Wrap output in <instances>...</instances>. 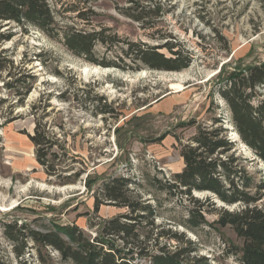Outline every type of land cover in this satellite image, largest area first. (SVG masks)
Here are the masks:
<instances>
[{"label":"rangeland","instance_id":"obj_1","mask_svg":"<svg viewBox=\"0 0 264 264\" xmlns=\"http://www.w3.org/2000/svg\"><path fill=\"white\" fill-rule=\"evenodd\" d=\"M152 1L160 5L152 29L119 11L129 0H89L83 5L93 9L87 20L67 10L72 0L50 4L63 26L87 29L92 23L110 27L120 40L177 42L192 54L180 71L103 66L32 24L3 27L12 33L0 42L7 57L0 72V256L7 264H74L31 240L17 255L23 241L14 246L5 223L16 220L43 232L54 225H77L92 237L104 220L129 212L103 196V184L119 176L131 181L130 199L154 207L153 224L145 219L140 230V239H148L140 245L149 253L163 247L179 253L178 264H241L242 238L231 225L215 222L222 207L212 204L217 198L193 191L196 201L159 185L182 169L180 143L189 142L202 125L223 126L234 143L229 153L239 156L255 183L264 181V161L236 133L216 84L220 69L229 72L264 59V0ZM120 47L121 42L110 49L96 44L93 55L120 63ZM37 122L54 143L59 175L46 173L36 160L28 135ZM96 199L102 201L97 208ZM257 204L264 206V197ZM199 208L205 222L193 224L200 219ZM136 262L150 264L147 256Z\"/></svg>","mask_w":264,"mask_h":264},{"label":"trees","instance_id":"obj_2","mask_svg":"<svg viewBox=\"0 0 264 264\" xmlns=\"http://www.w3.org/2000/svg\"><path fill=\"white\" fill-rule=\"evenodd\" d=\"M88 1L72 0L73 3L67 10L76 12L78 18L87 20V13H93L91 5L83 6ZM129 2L130 5L118 8L123 15L142 28L155 27L159 4L152 0ZM56 13L58 9L52 7L50 0H0V42L12 36L11 32L3 29L6 24L28 23L40 29L47 37L60 39L69 51L103 66L180 71L192 61V54L177 42L165 40L160 44L150 45L144 41L120 40L114 30L103 25L95 28L89 23L87 29L60 25ZM119 42L123 44L120 51L124 55L120 63L104 57H94L96 44L110 49ZM161 48L166 49L169 54L161 51ZM123 58H126V62H123ZM6 61V55L0 51V72L6 69ZM216 78L217 92L227 104L236 133L264 161V59L229 72L222 68L217 72ZM6 86L12 88L14 85L6 83ZM101 112L110 110L103 109ZM225 130L223 126H199L189 142L180 143L182 169L173 173L172 178L159 187L169 194H185L196 201L193 191H209L214 199L217 198L225 205H238L232 210L222 206L215 222L221 226L231 225L237 236L242 238L241 264H264V206L257 204L264 197V181L255 183L241 164L239 156L229 153L234 143L227 138ZM28 136L35 147L37 162L46 173L59 175L57 153L52 150L54 143L41 130L40 123H35L34 133ZM130 183L128 178L119 176L103 184L105 199L125 206L129 212L104 220L99 231L92 237L77 225H54L53 229L43 232L26 224H17L16 220L5 223V234L14 246L22 239L23 245L17 249V255L23 254L24 248L28 247V240H31L57 250L62 259L71 260L74 264H138L136 259L142 256H147L150 264H178V252H166L160 247L159 253L153 254L149 253L147 247H141V243L148 242V239H140L143 220L153 224L155 211L150 203L127 196ZM101 202L96 199L95 208ZM215 202L212 200V204ZM202 211L199 208L200 219L191 221L193 224L205 222ZM0 264H7L1 256Z\"/></svg>","mask_w":264,"mask_h":264},{"label":"water","instance_id":"obj_3","mask_svg":"<svg viewBox=\"0 0 264 264\" xmlns=\"http://www.w3.org/2000/svg\"><path fill=\"white\" fill-rule=\"evenodd\" d=\"M263 91H264V90H263ZM206 193H208V192H206ZM215 201L218 203L219 206H224V207H226L225 204L222 203L221 201H217V200H215Z\"/></svg>","mask_w":264,"mask_h":264},{"label":"bare ground","instance_id":"obj_4","mask_svg":"<svg viewBox=\"0 0 264 264\" xmlns=\"http://www.w3.org/2000/svg\"><path fill=\"white\" fill-rule=\"evenodd\" d=\"M209 193V192H208ZM210 194V193H209Z\"/></svg>","mask_w":264,"mask_h":264}]
</instances>
